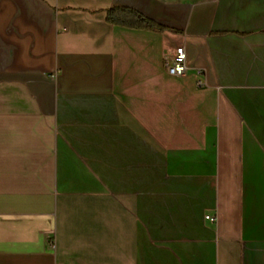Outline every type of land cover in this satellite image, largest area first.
<instances>
[{
	"label": "crops",
	"instance_id": "0c3cea01",
	"mask_svg": "<svg viewBox=\"0 0 264 264\" xmlns=\"http://www.w3.org/2000/svg\"><path fill=\"white\" fill-rule=\"evenodd\" d=\"M0 264H264V0H0Z\"/></svg>",
	"mask_w": 264,
	"mask_h": 264
},
{
	"label": "trees",
	"instance_id": "16d2710c",
	"mask_svg": "<svg viewBox=\"0 0 264 264\" xmlns=\"http://www.w3.org/2000/svg\"><path fill=\"white\" fill-rule=\"evenodd\" d=\"M106 12V20L112 24L157 30L168 28L167 25L144 15L142 12L132 7L117 5L109 7Z\"/></svg>",
	"mask_w": 264,
	"mask_h": 264
},
{
	"label": "built area",
	"instance_id": "2783aa9c",
	"mask_svg": "<svg viewBox=\"0 0 264 264\" xmlns=\"http://www.w3.org/2000/svg\"><path fill=\"white\" fill-rule=\"evenodd\" d=\"M187 52L184 44L175 46L172 57L167 63V69L170 73L175 75H183L187 71ZM211 220H216V216H207Z\"/></svg>",
	"mask_w": 264,
	"mask_h": 264
}]
</instances>
